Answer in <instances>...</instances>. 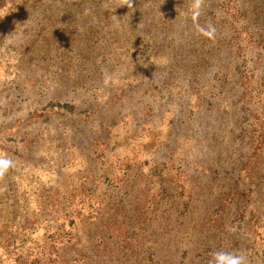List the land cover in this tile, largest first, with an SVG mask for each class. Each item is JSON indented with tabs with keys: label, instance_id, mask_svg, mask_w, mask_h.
Masks as SVG:
<instances>
[{
	"label": "rangeland",
	"instance_id": "rangeland-1",
	"mask_svg": "<svg viewBox=\"0 0 264 264\" xmlns=\"http://www.w3.org/2000/svg\"><path fill=\"white\" fill-rule=\"evenodd\" d=\"M0 155V264H264V0H0Z\"/></svg>",
	"mask_w": 264,
	"mask_h": 264
},
{
	"label": "clouds",
	"instance_id": "clouds-1",
	"mask_svg": "<svg viewBox=\"0 0 264 264\" xmlns=\"http://www.w3.org/2000/svg\"><path fill=\"white\" fill-rule=\"evenodd\" d=\"M200 31L204 36L212 38L215 30L201 29ZM12 165L11 159L5 155H0V172L7 170ZM209 264H246V257L243 254L220 248L211 253Z\"/></svg>",
	"mask_w": 264,
	"mask_h": 264
},
{
	"label": "trees",
	"instance_id": "trees-1",
	"mask_svg": "<svg viewBox=\"0 0 264 264\" xmlns=\"http://www.w3.org/2000/svg\"><path fill=\"white\" fill-rule=\"evenodd\" d=\"M226 6H227V4H226ZM234 10H235V12L237 13L238 10H237V7H236V6H235V9H234ZM241 16H242V15L240 14V17H241Z\"/></svg>",
	"mask_w": 264,
	"mask_h": 264
}]
</instances>
